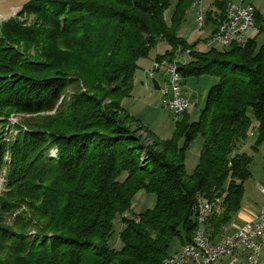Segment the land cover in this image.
Wrapping results in <instances>:
<instances>
[{
    "label": "trees",
    "instance_id": "16d2710c",
    "mask_svg": "<svg viewBox=\"0 0 264 264\" xmlns=\"http://www.w3.org/2000/svg\"><path fill=\"white\" fill-rule=\"evenodd\" d=\"M170 1L28 0L23 10L41 29L14 20L2 25L0 118L12 111L55 116L33 123L35 129L16 128L8 146L0 137V173L7 170L0 210L18 212L12 224L21 231L0 227V264H161L174 239L192 242L199 201L221 199L204 225L212 242L241 208L252 156L238 148L253 132L251 149L264 144V44L256 42L263 30L244 45L199 51L175 31L192 0H177L168 27ZM226 5L215 1L206 12L214 32ZM255 20L261 28L264 20ZM159 41L189 51V60L177 64L182 77L217 80L198 120L176 121L166 140L121 106L138 60ZM174 53L155 59L172 61ZM78 82L87 92L74 91L56 108L67 85L79 91ZM104 98L110 103L102 105ZM197 137L202 145L190 175L185 157ZM139 191L152 192L155 206L122 217ZM117 216L119 249L108 245Z\"/></svg>",
    "mask_w": 264,
    "mask_h": 264
},
{
    "label": "rangeland",
    "instance_id": "374dc122",
    "mask_svg": "<svg viewBox=\"0 0 264 264\" xmlns=\"http://www.w3.org/2000/svg\"><path fill=\"white\" fill-rule=\"evenodd\" d=\"M215 1L218 0H201L199 5H197L196 8H193L195 1L192 0V6L185 9L184 17L180 23H178L175 29L177 37L184 39L190 45L196 43V49L199 51H207L210 47H221L218 44L211 45L208 43L209 36L214 32L212 21L207 23L204 22L205 25L203 24L201 28H197L196 26V17L198 11L201 10L203 14H206L207 11L213 10V4ZM235 1L237 2V0ZM27 2L28 0H0V29L5 22H9L11 20L17 21L20 26L24 28L41 29V24L37 19L34 20V15L24 12L23 8ZM176 2L177 0H171L170 5L164 12V20L168 27L171 25V18ZM244 3L252 5L257 12L256 15H259L264 20V0H244ZM256 42L258 47L264 44V32H261L256 36ZM173 50L175 53L173 54L174 56L172 61L175 63L184 64L189 60V51L186 50V52H181L179 49H173L166 41H159L153 48L150 49L146 57L138 60L137 63L139 69H136V72L133 76L130 96L122 99L125 102L124 108L126 111L131 116H133L145 130L163 140L170 139L174 136L176 131V121H182L185 119L190 123L198 120L200 111L205 105L207 96L206 93L210 87L217 82L216 78L212 76L202 75L199 77L191 76L186 78L182 77L179 73L178 82L181 86L183 93L182 95H184L189 100L190 107H188L187 111L185 112V116L183 114L175 115L168 109H165L164 105L161 104L160 101L161 95H159V92L156 91L153 84L154 80L161 79V74L160 72L156 73L153 80L148 76V72L150 71L153 62L155 60L158 61V59H155L156 56H162L166 52H171ZM67 78L77 82V79L74 76L70 75ZM79 85V91L76 90V86L67 85L60 100L56 104V108L62 100H67L70 96L74 95V91L75 93L87 92L81 84ZM109 103L110 100L108 98H104L101 102L102 105H107ZM8 114L9 116L5 120L2 117L0 118V137H3L2 140L6 143V145L15 142V136L17 135L16 128L26 131L28 128H34L33 123L38 124L42 121L48 122L51 120L50 118L55 116V110L33 115L14 111L9 112ZM255 135V132H253L252 135L250 133V137H248L243 146H241L243 147L242 151L244 153L252 156L250 172L253 173L254 176H257V174L259 175L262 171V164L264 161V144H261L256 151H253L251 147L254 144ZM179 144H182L181 139ZM201 145L202 140L200 137H197L193 142L190 143V146L187 149L185 157V170L187 174L191 175L197 164ZM8 155L10 156V153L7 154L6 161H9ZM6 175L7 170L3 169V171L0 173V196H2V194L6 191L4 182ZM3 199L6 201L5 198ZM155 202L156 197L152 192L146 193L144 191H139L133 197L132 203H130L131 208L129 214L131 216L137 215L147 209H151L155 206ZM5 211L0 210V227L11 229L16 233L21 232L17 230L12 224V221L14 217L18 215V212L10 214L9 212ZM122 228L123 222L120 220V217H115L113 221V233L108 240V245L110 247L119 249L122 246L119 240V232ZM31 234L33 235L32 232ZM177 243L178 240L174 239L171 250Z\"/></svg>",
    "mask_w": 264,
    "mask_h": 264
},
{
    "label": "built area",
    "instance_id": "2783aa9c",
    "mask_svg": "<svg viewBox=\"0 0 264 264\" xmlns=\"http://www.w3.org/2000/svg\"><path fill=\"white\" fill-rule=\"evenodd\" d=\"M201 10L196 17V26L201 24ZM234 22H226L225 17L218 24V32L209 36L211 45H227V41L240 42L241 33L245 29H252L259 33L264 32V23L261 28L255 22L256 11L250 4L244 3V0H237L236 10L233 11ZM177 63L168 59L155 60L151 66L148 76L154 80L155 74L160 72L161 82H157V91L159 92L161 104L175 115H182L186 103L189 100L182 95L181 86L178 82L179 73ZM155 81V80H154ZM264 198V186L259 188ZM221 199L214 203V209L205 208V200L199 201L195 208V217L198 227L195 232H201V241H193L181 246L177 251L170 252L161 264H233L232 260L238 252L245 253L247 264H257L261 250L264 247V203L258 214L250 221L241 226L234 233L227 234L221 232L216 241H209L205 222L208 216L219 206ZM122 217L132 218L128 212L122 214Z\"/></svg>",
    "mask_w": 264,
    "mask_h": 264
},
{
    "label": "crops",
    "instance_id": "0c3cea01",
    "mask_svg": "<svg viewBox=\"0 0 264 264\" xmlns=\"http://www.w3.org/2000/svg\"><path fill=\"white\" fill-rule=\"evenodd\" d=\"M161 81L162 79L160 80L157 79L153 81L156 91H157V82H161ZM124 105H125V102L122 100L121 106L124 110H126L124 108ZM242 149L243 147L240 146L238 148V151L243 152ZM260 186H264V161L262 164L261 173L259 175L257 174V176H254L253 173H251L250 178L244 183V195L242 199L241 208L239 209L238 212H236V214L232 215L230 222L226 224L225 226H223V229H222L223 232L227 234L234 233L241 226H243L245 223L250 221L252 218H254L258 214L261 206L264 203V198L258 191V188ZM180 247L181 245L178 242L176 245H174L173 249L170 252H175ZM232 262L233 264H247L245 260V253L238 252L234 256V259L232 260ZM257 264H264V247L261 250V254H260Z\"/></svg>",
    "mask_w": 264,
    "mask_h": 264
},
{
    "label": "bare ground",
    "instance_id": "6f19581e",
    "mask_svg": "<svg viewBox=\"0 0 264 264\" xmlns=\"http://www.w3.org/2000/svg\"><path fill=\"white\" fill-rule=\"evenodd\" d=\"M195 3L193 4V8H196L197 5H199L201 0H194ZM237 7V2L235 0H227V5H226V12H225V20L226 22H234V14L233 11L236 10ZM202 15V22L201 24L198 26L199 28H201V26H203L204 22H206V14H203L202 12L200 13ZM218 32V27L216 29V31L214 33ZM257 34V32L252 31V29H245L242 33H241V41L240 42H236V45H244V43L253 35ZM231 43H234V41H227V45H220L221 47H227L229 46ZM235 44V43H234ZM208 45V44H207ZM188 107H190L189 103H186L184 109H183V113H185L188 109ZM205 208L207 209H214V203H206L205 202ZM193 241H201V232H196L195 236L193 238Z\"/></svg>",
    "mask_w": 264,
    "mask_h": 264
}]
</instances>
